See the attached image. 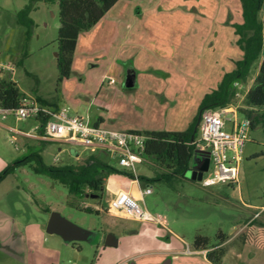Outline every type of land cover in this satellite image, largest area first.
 I'll return each instance as SVG.
<instances>
[{
	"label": "rangeland",
	"instance_id": "1",
	"mask_svg": "<svg viewBox=\"0 0 264 264\" xmlns=\"http://www.w3.org/2000/svg\"><path fill=\"white\" fill-rule=\"evenodd\" d=\"M150 1L152 0L143 2L129 0L130 4L134 5L131 9L133 13L140 11L145 17L152 18L147 22L143 20L146 27L141 39L146 45L150 41V46L145 49L139 46L138 49H144L142 55H145V58L152 57L149 65L153 68L158 63H163L161 66L167 67V71L163 72L170 76L159 77L152 72L151 76L140 77L144 84L137 95L123 93L126 79L123 72L126 63L131 60L127 62L118 59L115 64L119 72L109 71L114 82L101 80V75L107 69L105 63L108 61L103 59V50L100 47L102 42L98 43L95 40V34L98 36V33L94 31L89 33L93 35V40L90 39L92 35L85 37L84 34H80V44L73 55V69L84 70L85 81L71 69L70 78L58 82L59 73L56 67L58 6L43 3L42 0L37 3V9L30 14L34 25L32 36L28 39L25 36V28L18 25L16 20V13L28 3V0H0V61L11 62L15 69L12 80L24 93L35 98L42 97L50 105L68 107L71 112L88 119L90 123L100 116L106 118L109 115V118L115 120L112 127L119 130L123 125L120 122L122 120L137 121L138 126L170 124L180 128L191 115H198L199 104L204 95L217 86L216 81H213L214 78L217 79V74L202 72L200 61L204 59L202 57L204 46L200 44L199 39L206 28L203 16L211 18L214 13L212 7L221 0H153L152 8L149 7ZM118 9H114V13L119 12ZM263 12L264 5L259 17ZM100 26L97 28L101 29ZM193 28L197 32L196 37L189 36ZM147 31L150 32L149 35ZM148 37L152 38V42ZM187 44L191 46L193 53L185 78L184 71L181 72L176 66L178 62L173 60L175 64L168 66L164 58L168 56L167 59H170L173 58V54L175 57L179 53L182 54L183 46ZM117 48L110 47V52L118 50ZM161 49L167 50V54L159 60L161 54L157 50ZM238 52L237 59H240V51ZM127 55L128 53H125V57ZM260 60L252 68L242 88L235 90L238 96L234 95L233 103L230 105L237 113L244 107V95L254 83ZM160 64L157 65L158 68ZM148 89L157 93L165 91L167 100L161 101L156 96L148 95L146 91ZM35 98L31 99L36 101ZM257 111L264 115V108ZM1 150L9 156H14L16 160H21L34 151H40L42 161L47 166L82 164L93 154L80 145L45 141L32 144L29 150L22 149L17 139H12L5 130H0ZM111 163L117 166L116 163ZM33 165L28 163L19 167L2 186L5 187L7 200L16 205L19 225L27 227L30 233L43 223L44 226L41 228L44 231L50 214L58 213L64 220L85 232V238L73 240H65L57 235L50 237L45 235L46 242L43 246L47 248L46 252L38 253L41 257L45 256V261L47 258L58 264L155 263L161 260L156 254L163 249L171 246L192 249L193 240L197 236L208 237L215 244L218 241L216 237L222 235L226 239H231L226 248H241L246 237L253 242L258 240L264 242V210L259 212L260 209H254L264 205V125L259 124L249 130L248 140L244 144L238 164L236 183H218L205 187L201 182L191 181L187 173L185 180L175 183L173 188L162 183L151 185L153 192L143 197L141 205L153 215L160 217L169 232L153 222H135L102 211L106 209L116 192L125 191L122 180L125 178L118 174L108 177L103 197L99 200L88 194L82 197L70 195L62 184L43 175L33 174L31 172ZM136 171L138 176L150 177L163 172L164 168L150 161L146 166H138ZM211 176L209 168L203 179ZM89 206L93 209L91 213L80 210L91 208ZM252 219L255 221L252 222L254 224L246 226L245 224ZM253 233L257 236L254 237ZM108 234L116 237L117 246L105 245ZM176 239H180L181 242ZM239 254L236 260L240 263L234 264H264L263 247L256 248L250 245ZM230 259L235 258L227 257L224 263L233 264ZM42 261L39 264H43ZM180 262L207 264L201 254L189 255L187 252L175 259L173 264Z\"/></svg>",
	"mask_w": 264,
	"mask_h": 264
},
{
	"label": "trees",
	"instance_id": "2",
	"mask_svg": "<svg viewBox=\"0 0 264 264\" xmlns=\"http://www.w3.org/2000/svg\"><path fill=\"white\" fill-rule=\"evenodd\" d=\"M41 0H28V3L16 13L17 24L25 28L26 38H31L34 22L31 12L37 9ZM43 3L57 4L59 25L57 29L56 67L59 73L58 82L68 80L71 75L73 54L79 35L88 32L95 26L118 0H42ZM264 0H240L241 23L234 25L233 33L237 37L241 58L234 63L232 71L223 74L220 83L214 90L210 89L199 104L198 115L182 132H145L150 138L145 142L144 155L160 168L161 173L153 176H138L142 188L147 185L162 183L173 188L175 183L185 180L187 171L192 168L193 160L202 155L203 162L208 158L206 152H201L193 144L197 139L198 124L205 110L225 107L233 103L235 85L244 84L252 68L260 60L253 85L244 95L243 108L238 111L241 117L250 120V128L264 125V115L257 110L264 108V12L261 17ZM26 96L9 75L0 77V107L4 110H16ZM36 102L48 108H56L48 104L42 97L35 98ZM256 110V111H255ZM43 121V120H42ZM40 151H34L21 160H17L0 172V182L13 174L19 167L33 163L31 172L62 184L70 195L84 196L104 190L107 179L112 174H118L131 181L132 175L120 170L112 164L106 154L97 151L89 155L82 164L66 166H47L42 161ZM91 213L92 208L80 209ZM98 214V212H95ZM255 222L249 220L248 226ZM254 223H252L253 225ZM261 227L263 226L260 224ZM253 232V231H252ZM263 232V231H262ZM261 234V233H260ZM254 237L257 234H254ZM248 236V235H247ZM253 237V236H252ZM217 243H212L208 237L197 236L193 240L194 251H206L205 257L211 264H220L227 248L221 245L225 237L219 235ZM247 239V240H246ZM244 243H252L264 248V242H253L248 237Z\"/></svg>",
	"mask_w": 264,
	"mask_h": 264
},
{
	"label": "crops",
	"instance_id": "3",
	"mask_svg": "<svg viewBox=\"0 0 264 264\" xmlns=\"http://www.w3.org/2000/svg\"><path fill=\"white\" fill-rule=\"evenodd\" d=\"M126 1V3L124 2ZM132 1V0H130ZM138 2H143V0H135ZM149 7L152 8L154 6V1H150ZM133 3L130 4L129 0H118L116 4L110 8V10L103 16V18L95 25L93 26L88 32H82L81 35H92L89 33H92L93 31L95 33L96 38L95 40L100 43L102 42V45L100 46L103 50V59L108 62H106L107 69L104 70L103 74L101 75L102 81H108L111 80V76L109 74V71H116L119 72L118 66L115 64L117 63L118 59L121 58V60L128 62L126 63V68L123 74H127V72H130L134 75V86L130 89H125L123 93L125 94H136L139 93L141 90V86L144 84V81H141V78H144L145 76H151V73H156L159 77H169L170 74L167 72H163V70L167 71V67L163 68L161 65H164L163 63L160 64L159 68L157 65L153 68L150 64V58H145V55H142V51L145 49V47L150 46V41L146 44H144L141 39L144 35V29L145 24H143V20L147 22V20H152L149 16H144L143 14H140V11L137 13L132 12L131 9H133L134 5ZM196 9L195 6H192ZM119 8V12L114 13V9ZM214 9V13L211 18H207L203 16L205 19L204 26L205 31L201 34L200 44H202L204 51H202V61H200V66L202 67V72L217 74V79L214 78L213 81H216V85H218L221 81V78L224 73L232 71L234 63L238 61L239 59V52H238V45H237V37L234 35V25L241 23V6H240V0L230 1V0H221L217 4H214L212 7ZM149 17V18H148ZM103 25V26H100ZM99 26L101 29H98ZM98 27V28H97ZM149 30L150 27H148ZM147 28V29H148ZM98 29V30H97ZM195 28L191 29L193 32L189 34L192 37H196L197 32L194 30ZM149 31H147V34L149 35ZM81 35H79L77 44L75 46L74 54L77 52V48L80 44V38ZM151 35V34H150ZM86 37V36H85ZM91 40H93V35L90 36ZM99 39V40H97ZM151 40L152 38H149ZM152 42V40H151ZM204 43V44H203ZM117 44V45H116ZM117 46L118 50H114L110 52V47ZM139 46H143L144 49H138ZM191 46L187 44L186 46H183L182 54L179 53L176 55L173 54V58H164L165 64H169L168 66H172L175 63H173V60L178 62L177 68L181 72L184 71L185 78H187L188 73V67L191 63L190 57L193 53L190 48ZM208 49V53H206ZM160 52L161 57L159 55L158 59L162 60L163 56H166L167 50L161 49L157 50ZM173 51V49H172ZM240 51V50H239ZM125 53H128V57H125ZM174 53V52H173ZM73 54V55H74ZM206 54V55H205ZM131 55V56H130ZM207 56V58H205ZM241 56V51H240ZM147 59V60H146ZM157 60V59H156ZM150 61V62H149ZM207 61V63L205 62ZM74 62V58H73ZM73 62L71 64V69L75 74L81 77L82 80L85 81V75L84 70H75L73 69ZM147 63V64H146ZM207 64V66H206ZM206 66V69H205ZM140 73V74H139ZM86 74V73H85ZM1 77V76H0ZM167 80V79H165ZM14 81V80H12ZM110 83V81H109ZM166 86V85H165ZM19 90L25 94L27 99L35 98L32 96H29L27 93H24L20 88ZM148 95H151L153 97L156 96L161 101H166V94L165 91L161 92H155L152 89L146 90ZM33 100V99H32ZM55 104V103H54ZM51 109H59L62 105H53ZM137 108V107H136ZM108 113V111H106ZM74 114L73 112H71ZM74 115H77L76 113ZM167 117V115H166ZM106 118H109V115L106 116ZM106 118H103L100 116L97 118L93 124L101 125V127L111 130H119L116 128H113L114 125L113 121L114 119L109 118L106 120ZM196 116L191 115V118L189 120H185L183 126L180 128L174 127V125H158V126H138L139 123L137 121H131V120H122V126L120 127L119 131H137V133H145V132H182L184 131L189 124L195 120ZM107 121V122H105ZM119 122V123H120ZM36 122L34 119L24 120V121H17L12 116H6L5 118L0 117V130H5L9 132V135L12 139H17V142L22 147V149H31L32 144L36 142H44L40 139V133L36 130ZM59 151H61L59 149ZM17 161L14 156H9L5 151H0V172L3 171L7 166L12 164L13 162ZM12 176L7 175L1 182H0V264H39L41 263V260L43 264H58L57 262L47 259L45 261V256L41 257L38 253H45L46 249L43 245L45 240V235H57L58 237H61L58 234H48L46 232V227L48 224V221L46 223V226L44 227V231L41 227L44 226V224H40V226L36 227V230L34 232H28V228L22 225H19L20 221L18 220L17 212L15 203H10L9 200L6 198V191L5 187L2 188L4 182L8 177ZM123 186L125 188V191L127 193L133 192V182L129 181L127 179H122ZM121 183V182H120ZM225 184V183H221ZM209 187V186H206ZM92 208V206H89ZM250 208L249 206H247ZM254 209H260L259 212H262L264 210V205L260 207H256ZM104 210V209H103ZM102 210V211H103ZM107 214V213H106ZM109 215V214H108ZM62 217V216H61ZM63 219V218H62ZM49 220V219H48ZM248 226V223L245 224ZM178 242H181L180 239ZM231 239H226L221 245L227 246L230 243ZM170 242V241H169ZM242 247H230L227 248L224 256L222 257L220 264H225V260L227 257L232 258L234 256L235 259H230L233 264L238 263L237 256H239V252L247 250V248L250 247V245L253 247H259L256 245H253L252 243H244L242 241ZM172 247V246H171ZM166 248L163 249V251H160L156 254L159 258H161L160 261L152 263H146V264H158L161 263L166 258H170L172 264L175 262V259H178L181 255H184V253L191 254H201L203 257V261L207 264H211L207 261L205 257V250L204 251H194L193 248ZM253 255V254H252ZM251 256V255H250ZM48 257V256H46ZM242 260V259H241ZM240 260V261H241ZM240 263V262H239ZM180 264H187L180 262Z\"/></svg>",
	"mask_w": 264,
	"mask_h": 264
},
{
	"label": "built area",
	"instance_id": "4",
	"mask_svg": "<svg viewBox=\"0 0 264 264\" xmlns=\"http://www.w3.org/2000/svg\"><path fill=\"white\" fill-rule=\"evenodd\" d=\"M14 73L15 69L10 61H0L1 77L6 74L12 80ZM112 82L113 79L110 80V83ZM242 85L236 84L235 90H240ZM235 96H238L237 92ZM8 115L17 121L34 119L40 139L45 142L80 145L92 153L100 151L106 154L110 162L116 163L120 170L132 175L134 187L131 193L116 192L103 211L135 222H153L169 232L160 217L141 205L143 197L153 192L151 185L144 188L140 186L136 171L138 166L150 163L144 155L145 142L150 138L148 135L137 131L106 129L72 114L68 107L61 106L54 110L27 98L23 99L14 111L0 107V117L5 118ZM249 130L250 120L241 117L230 104L202 113L198 124L199 138L193 144L209 156L208 169L211 168L212 176L203 179V174L200 181L203 186L237 182L238 164L244 144L248 140Z\"/></svg>",
	"mask_w": 264,
	"mask_h": 264
},
{
	"label": "water",
	"instance_id": "5",
	"mask_svg": "<svg viewBox=\"0 0 264 264\" xmlns=\"http://www.w3.org/2000/svg\"><path fill=\"white\" fill-rule=\"evenodd\" d=\"M134 86V75L130 72H127L126 79L124 82V88L130 89ZM193 160L194 167L190 168L187 173H189L188 178L194 182H200L204 172L208 170L209 159L203 162L202 155L196 157ZM93 197V196H91ZM46 232L48 234H58L61 238L65 240H73V239H83L85 238V232L81 231L79 227L69 223L68 221L62 219V217L58 213H51L49 216L48 224L46 227ZM106 246H117V239L114 235L108 234L105 239ZM129 264H135L134 262H130ZM152 264V263H151ZM158 264H172L170 258H166L161 263Z\"/></svg>",
	"mask_w": 264,
	"mask_h": 264
},
{
	"label": "flooded vegetation",
	"instance_id": "6",
	"mask_svg": "<svg viewBox=\"0 0 264 264\" xmlns=\"http://www.w3.org/2000/svg\"><path fill=\"white\" fill-rule=\"evenodd\" d=\"M196 160H197V158H196ZM192 167H194L193 164H192ZM103 191H104V190L96 191L95 194H93L92 196H93L94 198H96V199L99 198V200H100V199H102V197H103V196H102V195H103Z\"/></svg>",
	"mask_w": 264,
	"mask_h": 264
}]
</instances>
